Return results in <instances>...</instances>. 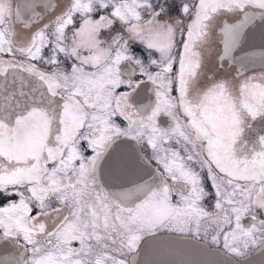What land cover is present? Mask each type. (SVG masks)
Masks as SVG:
<instances>
[{"label": "snow or ice", "instance_id": "snow-or-ice-1", "mask_svg": "<svg viewBox=\"0 0 264 264\" xmlns=\"http://www.w3.org/2000/svg\"><path fill=\"white\" fill-rule=\"evenodd\" d=\"M255 68L264 0H0V264H264Z\"/></svg>", "mask_w": 264, "mask_h": 264}, {"label": "water", "instance_id": "water-1", "mask_svg": "<svg viewBox=\"0 0 264 264\" xmlns=\"http://www.w3.org/2000/svg\"><path fill=\"white\" fill-rule=\"evenodd\" d=\"M252 45L259 46L261 41L259 39V30L257 29L255 36L253 39L249 42ZM256 69V68H255ZM217 259H225V257H218ZM249 261V264H260V261L262 259L261 254L259 252H254L250 254L248 257H246Z\"/></svg>", "mask_w": 264, "mask_h": 264}, {"label": "flooded vegetation", "instance_id": "flooded-vegetation-1", "mask_svg": "<svg viewBox=\"0 0 264 264\" xmlns=\"http://www.w3.org/2000/svg\"><path fill=\"white\" fill-rule=\"evenodd\" d=\"M170 2H171V0H170ZM176 2L179 3V0H176ZM36 11H37V12H41V11H43V5L41 4L40 6H38V7L36 8ZM171 14H172L173 16L176 15L175 12H172ZM135 51L137 52V54H141V53H142V49L139 48V47H136V48H135ZM224 63H225V67L227 68V61H225ZM232 71L234 72V67H233ZM253 71L259 73V72H261V71H264V69L256 68V69H253ZM248 74L250 75V74H252V73L249 72ZM13 199H15V197H13ZM4 203H7V201L4 200L2 196H0V206H2ZM207 204H208V206L210 207L211 204H212V201H211V200L208 201Z\"/></svg>", "mask_w": 264, "mask_h": 264}]
</instances>
